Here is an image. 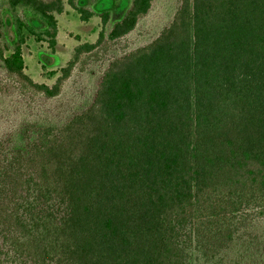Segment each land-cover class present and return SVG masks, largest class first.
<instances>
[{"label":"trees","instance_id":"1","mask_svg":"<svg viewBox=\"0 0 264 264\" xmlns=\"http://www.w3.org/2000/svg\"><path fill=\"white\" fill-rule=\"evenodd\" d=\"M152 2L130 0L107 34L101 13L96 41L76 45L48 85L24 71V31L54 48L65 3L82 20L93 12L5 0L7 78L58 95L83 54L132 31ZM26 158L0 183L10 264H183L190 249L200 264L254 261L252 243L236 239L251 213L264 219V0H181L156 38L109 63L88 107L39 131Z\"/></svg>","mask_w":264,"mask_h":264},{"label":"rangeland","instance_id":"2","mask_svg":"<svg viewBox=\"0 0 264 264\" xmlns=\"http://www.w3.org/2000/svg\"><path fill=\"white\" fill-rule=\"evenodd\" d=\"M5 0H0V43L8 54L13 38L12 27L4 10ZM77 4L91 12L88 20H82L79 13L65 3L62 13L56 14V45L51 48L47 41L36 40L24 31L22 45L24 71L35 82L51 85L60 75V69L71 58L73 48L79 43L95 42L102 28L101 13L108 11L105 34L112 24L129 8L130 0H76ZM181 4V0H153L148 12L142 16L125 36L103 42L80 57L70 76L63 82L61 91L54 97L23 92L18 84L7 78L0 61V183L7 181L8 162L24 164L32 141L47 125L59 126L73 115L88 107L96 94L99 80L109 63L138 47L146 45L167 26ZM28 22L41 27L42 24L28 18ZM26 158V159H25ZM19 164V165H20ZM58 210L62 209L59 207ZM242 222L236 244L251 242V250L257 258L243 264H264V219L253 213ZM6 249L0 244V264H10L5 259ZM215 264L214 262H209ZM226 263V261H224ZM30 264V263H25ZM183 264H200L196 253L190 249Z\"/></svg>","mask_w":264,"mask_h":264}]
</instances>
